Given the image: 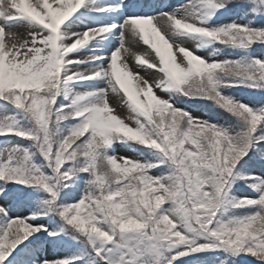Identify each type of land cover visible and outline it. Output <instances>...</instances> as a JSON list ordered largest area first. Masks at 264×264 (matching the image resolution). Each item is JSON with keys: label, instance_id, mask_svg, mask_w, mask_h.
<instances>
[{"label": "snow or ice", "instance_id": "6c2138e0", "mask_svg": "<svg viewBox=\"0 0 264 264\" xmlns=\"http://www.w3.org/2000/svg\"><path fill=\"white\" fill-rule=\"evenodd\" d=\"M0 138V264H264V0H0Z\"/></svg>", "mask_w": 264, "mask_h": 264}, {"label": "rangeland", "instance_id": "374dc122", "mask_svg": "<svg viewBox=\"0 0 264 264\" xmlns=\"http://www.w3.org/2000/svg\"><path fill=\"white\" fill-rule=\"evenodd\" d=\"M168 2L169 3H172L173 5H175L176 3H178V2H182V0H168ZM127 10V9H126ZM116 18V17H115ZM162 48H165V46L161 43V45H160ZM143 47H147V46H144V45H141V49L143 48ZM173 51H175L174 49H173ZM141 75H144V72L143 71H141ZM121 78L126 82V84L129 86V88H130V90H132L131 89V78L130 77H128L127 75H125L123 72H121ZM111 102V101H110ZM118 111H120L121 112V114H123V112H124V110L123 109H117ZM4 138H0V140H3ZM0 146H2V145H0ZM117 153L119 154V155H131V153L125 148V147H123V146H117ZM22 212H23V214H26L27 213V209H23V210H21Z\"/></svg>", "mask_w": 264, "mask_h": 264}, {"label": "trees", "instance_id": "16d2710c", "mask_svg": "<svg viewBox=\"0 0 264 264\" xmlns=\"http://www.w3.org/2000/svg\"><path fill=\"white\" fill-rule=\"evenodd\" d=\"M245 189L243 188V186L241 185V186H239V190H238V192H237V194L238 195H241V194H245ZM31 239V238H30ZM25 243H27V241H25ZM23 245H21V247H22Z\"/></svg>", "mask_w": 264, "mask_h": 264}]
</instances>
